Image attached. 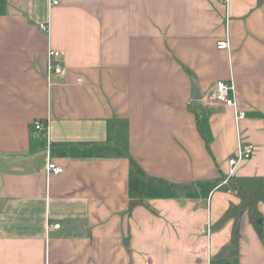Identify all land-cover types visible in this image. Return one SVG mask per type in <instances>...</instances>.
<instances>
[{
    "label": "crops",
    "instance_id": "1",
    "mask_svg": "<svg viewBox=\"0 0 264 264\" xmlns=\"http://www.w3.org/2000/svg\"><path fill=\"white\" fill-rule=\"evenodd\" d=\"M216 81L235 107L207 98ZM239 142L234 175L264 177V0H0V264H264L246 215L215 258Z\"/></svg>",
    "mask_w": 264,
    "mask_h": 264
},
{
    "label": "trees",
    "instance_id": "2",
    "mask_svg": "<svg viewBox=\"0 0 264 264\" xmlns=\"http://www.w3.org/2000/svg\"><path fill=\"white\" fill-rule=\"evenodd\" d=\"M219 190L237 196L238 202L232 204L223 215L212 224L213 230H218L228 221L232 222L229 241L224 244L215 255V258L229 259L238 255L240 240V220L246 215L259 239L264 240V226L262 216L257 209L259 202H264V177L231 175L219 186ZM139 200H131L128 209L138 204ZM261 220V223H258Z\"/></svg>",
    "mask_w": 264,
    "mask_h": 264
},
{
    "label": "built area",
    "instance_id": "3",
    "mask_svg": "<svg viewBox=\"0 0 264 264\" xmlns=\"http://www.w3.org/2000/svg\"><path fill=\"white\" fill-rule=\"evenodd\" d=\"M218 2L224 3L227 0H216ZM59 0H49V5H56ZM40 29L47 32L48 26L46 24H40ZM218 49H226L228 47L227 41H220L216 44ZM66 72L64 65L61 62V53L57 50L49 48L47 51V74L50 77L51 74L55 73L58 76H63ZM231 92H234V86L232 83H226L223 81H216L207 95V98L212 101H216L228 106H236L235 100L230 96ZM244 117V112L237 110L235 113V120L239 121ZM33 129L36 133L45 137L48 144V131L49 125L47 120H35L32 124ZM254 151V146L250 143H238L236 153L229 159V171L228 177L233 175L237 165L247 159H249ZM46 171L52 174H59L63 171L62 167L57 166L53 162L46 161ZM46 228L59 229L60 224H47ZM209 231V226H208ZM147 264V263H145ZM207 264H213L211 259H208Z\"/></svg>",
    "mask_w": 264,
    "mask_h": 264
},
{
    "label": "water",
    "instance_id": "4",
    "mask_svg": "<svg viewBox=\"0 0 264 264\" xmlns=\"http://www.w3.org/2000/svg\"><path fill=\"white\" fill-rule=\"evenodd\" d=\"M193 97L195 99L201 98V95H200L199 90H198V86L194 80H193ZM258 223H261V220H258ZM67 226H68V229H75L78 232H82L81 228L75 223L68 222Z\"/></svg>",
    "mask_w": 264,
    "mask_h": 264
}]
</instances>
